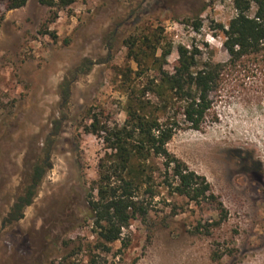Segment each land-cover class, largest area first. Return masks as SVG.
<instances>
[{
  "label": "rangeland",
  "instance_id": "rangeland-1",
  "mask_svg": "<svg viewBox=\"0 0 264 264\" xmlns=\"http://www.w3.org/2000/svg\"><path fill=\"white\" fill-rule=\"evenodd\" d=\"M235 14L234 0H77L65 9L29 0L11 10L0 4V264H264V71L251 76L240 67L227 76L201 129L182 123L168 143L210 182L228 214L221 224L215 204L169 191L157 156L149 213L132 219L110 250L99 245L86 201L106 148L82 124L90 113L123 124L125 76L140 70L124 40L149 35L156 55V47L172 43L169 70L179 44L196 48L201 61L223 62L229 55L216 24ZM85 59L95 63L72 83L64 106L61 84ZM63 114L48 158L46 137ZM34 163L50 165L38 196L20 221L4 225Z\"/></svg>",
  "mask_w": 264,
  "mask_h": 264
},
{
  "label": "trees",
  "instance_id": "trees-1",
  "mask_svg": "<svg viewBox=\"0 0 264 264\" xmlns=\"http://www.w3.org/2000/svg\"><path fill=\"white\" fill-rule=\"evenodd\" d=\"M28 1L0 0V4L11 10L25 6ZM37 1L47 7L65 9L77 0ZM234 6L236 14L229 23L216 24L223 34V47L229 55L223 62L211 58L201 61L196 48L179 44L178 59L169 70L166 65L172 43L156 47L157 51L160 50L156 55L150 53L149 35L138 37L131 34L124 40L129 58L140 68L131 70L137 76H125L126 119L123 124L103 122L98 114L90 113L91 121L82 124L85 132L99 135L106 148V154L99 162L98 178L89 186L86 195L101 247L110 250L107 244L121 240L123 229L130 226L132 219L149 213L151 204L146 197L155 196L154 173L159 169L157 166L155 170L151 161L155 156L163 159L164 183L171 193L187 197L196 204H215L216 224L227 218V211L206 176L191 169L172 153L168 143L182 129V123H187L191 129H201L213 107V93L225 85L227 76L241 72V68L251 76L264 71V0H234ZM253 7L255 12L252 14ZM3 18L0 15V28ZM193 25L198 29L201 22L195 20ZM94 63L85 59L74 70L77 76L65 78L61 84L64 106L69 105L72 83L79 80L78 75L88 73ZM151 72L154 75L150 76ZM136 79H141L140 83L135 82ZM65 118L63 114L61 119L55 120L46 137L48 158L63 130ZM48 169L49 164H32L3 219L4 225H13L24 217L26 207L38 196Z\"/></svg>",
  "mask_w": 264,
  "mask_h": 264
}]
</instances>
